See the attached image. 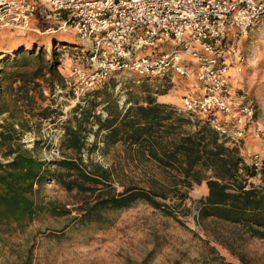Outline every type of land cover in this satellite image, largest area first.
<instances>
[{"label":"rangeland","instance_id":"374dc122","mask_svg":"<svg viewBox=\"0 0 264 264\" xmlns=\"http://www.w3.org/2000/svg\"><path fill=\"white\" fill-rule=\"evenodd\" d=\"M62 19L41 6L32 25L34 31L26 35L34 42L32 57L40 55L43 60H30L24 68H6L10 75L7 78L0 74V133L13 138L11 143L0 144L2 164L11 161L13 156L8 154L16 145L41 161L75 158L60 143L70 111L76 105L67 70L80 52L58 42H78L74 33L60 31ZM27 39L1 33L0 54H8L16 47L10 41ZM236 55L240 60L234 59L228 70L232 93L254 104L257 119L264 126V21L251 27L247 37L239 42ZM51 66L56 75L50 74ZM39 67L41 77L32 80L31 75ZM115 82L110 91L121 106L126 89L120 91ZM149 83L154 88L153 82ZM171 83L163 99L173 107L179 105L183 95L192 97L199 90L193 78L175 77ZM95 113L105 116L101 106L95 108ZM96 129L92 126V131L85 134L83 163L109 171L118 192L129 185L155 192L170 191L168 196L173 195V199L168 198L165 203L171 214L137 201L128 209L107 212L98 222L80 226L71 219L88 196L75 191L67 193L47 182L37 198L43 208L31 222L25 226L0 224V264H264V240L249 238L231 224L195 215L196 204L205 194L203 185L175 187L178 177L174 172L159 168L124 146L105 148L102 133L96 136ZM185 129L195 130L193 125ZM93 143L95 147H91ZM239 150L247 159L251 153L264 157V142L249 136L240 143ZM258 182V178L253 180ZM175 193H186V200L182 203ZM50 204L70 214L54 217L46 210Z\"/></svg>","mask_w":264,"mask_h":264},{"label":"trees","instance_id":"16d2710c","mask_svg":"<svg viewBox=\"0 0 264 264\" xmlns=\"http://www.w3.org/2000/svg\"><path fill=\"white\" fill-rule=\"evenodd\" d=\"M10 34L28 37L26 33L24 36ZM31 39L10 41V44L15 42L16 47L8 54H0V74H6L7 78L10 75L5 72L6 68H24L30 60L41 63L40 55L32 57L34 42ZM58 42L80 53L84 51L79 41L75 44ZM51 43L53 38L50 37ZM48 70L51 75L57 74L53 66ZM40 73L41 67L34 71L31 79H38ZM171 84L169 77L143 76L124 80L119 84L120 91L126 89L121 106L110 91L116 86L114 79L86 93L70 111V119L61 136L60 147L72 151L75 158L46 162L34 158L19 145L12 148L8 154L13 156L11 161L0 163V224L25 226L31 222L43 208L37 204V198L47 182L55 183L67 193L75 191L88 196L76 209L77 216L71 219L80 226L98 222L107 212L128 209L137 201L171 214L165 203L168 198L173 199V195L168 196L170 191L155 192L129 185L122 186V191L118 192L109 171L83 163L81 153L87 146L85 134L96 126L95 134L102 133L105 148L124 146L159 168L174 172L178 177L175 187L203 185L205 194L196 204L200 219L231 224L249 238L264 240V157L257 171L237 147L226 146L220 141L208 124L191 123L178 105L173 107L158 102L156 97L167 95ZM99 106L105 116L96 115L95 108ZM187 125H193L195 130L187 131ZM12 141L11 135L0 133V144ZM95 146L96 143L91 145ZM256 178L259 179L257 184L253 183ZM174 196L182 203L187 198L186 193ZM46 208L54 217L70 214L53 204Z\"/></svg>","mask_w":264,"mask_h":264},{"label":"built area","instance_id":"2783aa9c","mask_svg":"<svg viewBox=\"0 0 264 264\" xmlns=\"http://www.w3.org/2000/svg\"><path fill=\"white\" fill-rule=\"evenodd\" d=\"M41 6L84 48L67 70L76 104L111 79L193 78L198 93L178 105L191 123L208 124L226 146L264 142L254 104L235 97L227 75L239 42L264 21V0H0V34L34 31ZM262 158L248 163L259 171Z\"/></svg>","mask_w":264,"mask_h":264},{"label":"crops","instance_id":"0c3cea01","mask_svg":"<svg viewBox=\"0 0 264 264\" xmlns=\"http://www.w3.org/2000/svg\"><path fill=\"white\" fill-rule=\"evenodd\" d=\"M235 62L234 59H232V64ZM231 68V67H230ZM229 77V75H228ZM167 95H163V96H158L157 101L160 103H165V104H169V101L167 99H163L166 98Z\"/></svg>","mask_w":264,"mask_h":264},{"label":"bare ground","instance_id":"6f19581e","mask_svg":"<svg viewBox=\"0 0 264 264\" xmlns=\"http://www.w3.org/2000/svg\"><path fill=\"white\" fill-rule=\"evenodd\" d=\"M227 75H228V71H227Z\"/></svg>","mask_w":264,"mask_h":264}]
</instances>
